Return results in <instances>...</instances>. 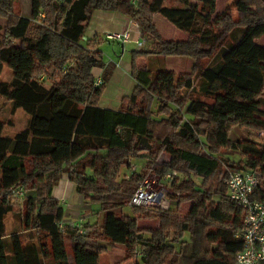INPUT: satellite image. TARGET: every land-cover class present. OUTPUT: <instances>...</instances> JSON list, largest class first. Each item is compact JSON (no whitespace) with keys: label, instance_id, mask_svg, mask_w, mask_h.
<instances>
[{"label":"trees","instance_id":"16d2710c","mask_svg":"<svg viewBox=\"0 0 264 264\" xmlns=\"http://www.w3.org/2000/svg\"><path fill=\"white\" fill-rule=\"evenodd\" d=\"M167 1L31 0L24 18L15 13L19 0H0V71L12 73L9 83L0 81V97L30 116L14 138L1 136L0 120V264H70L69 252L73 264H100L115 245L127 259L139 253L133 264L235 263L244 212L228 198V172H257L252 199L264 203V146L247 148L231 138L237 127L264 133V0H234L236 21L217 13L216 0ZM95 11L128 18L143 42L129 51L135 86L116 110L99 106L115 69L103 60L105 39L84 38ZM155 14L187 38L164 39ZM159 56L193 64L178 75L153 71L149 64ZM139 59L150 62L140 66ZM137 159H145L143 169L130 171ZM148 171L176 173L169 181L172 207L129 204ZM64 176L84 201L98 205L100 222H65L52 197ZM31 181L38 186L17 211L23 226L7 233L13 191ZM182 204L189 210L179 219ZM125 208L131 216L116 213ZM138 220L158 225L140 227Z\"/></svg>","mask_w":264,"mask_h":264},{"label":"rangeland","instance_id":"374dc122","mask_svg":"<svg viewBox=\"0 0 264 264\" xmlns=\"http://www.w3.org/2000/svg\"><path fill=\"white\" fill-rule=\"evenodd\" d=\"M233 3L234 0H216L217 13L227 11L230 14L232 20L236 21L238 16H237L236 8L233 6ZM167 5L176 6L178 5V3L176 0H168ZM15 13L24 18H29L31 14V0H19L18 4L15 7ZM154 22L156 24L157 29L160 31L162 37L166 40H184L187 38V34L181 32L180 30L172 26L169 22L164 20L158 14L155 16ZM4 25H5V19L0 18V27H4ZM114 47H118L117 44L110 41L109 42L104 41L103 44L100 46V50L103 52L104 62H108L109 60L115 61L114 59L115 56L113 54V50L115 49ZM125 47H126L125 48L126 51H130L131 49L137 48L135 45H127ZM151 63L152 64H149L150 65L149 68H151L153 71H156L158 67H161L166 71L174 72L175 75H178L180 73L189 72L191 70L193 60L190 58L159 56V57H154L153 60H151ZM200 63L202 66H207L210 62L209 60H202ZM11 78H12L11 71L4 66L0 71V81L9 83L11 81ZM194 79H195L194 81L195 87H197L198 84L197 77L195 76ZM104 103L102 102V104ZM261 109L262 111H264V108ZM29 119L30 116L22 108L14 109L11 102L0 97V120L6 123L3 127V131L1 134L2 137L14 138L17 133L21 132L28 126ZM8 121L11 122V124H9ZM231 138L233 140L240 141V143L247 148L264 146V133L251 129L238 128V127L233 128L231 132ZM223 153L227 158L231 159L234 162L238 161L240 158L238 153H228L225 151ZM160 159H167V156L161 154ZM144 163H145V159L131 160V164L137 165V171L143 169ZM226 169L227 167L223 165L220 174L221 176L224 175ZM123 172L120 173V177L124 175ZM177 177H180L179 174H177ZM61 185L62 184H58L53 188L52 190L53 194H56V192L59 190V187H61ZM140 185H142L145 189H151L153 191L163 192L164 200H165L164 207L165 208L172 207V203H174L175 197L172 195L173 192L170 188V183L164 180V176L159 177L157 174L148 171ZM37 186L38 184L35 181L29 182L26 188L24 189L23 195L27 196L33 194L34 192L33 188ZM70 190L71 192L65 194L62 199L59 198V200H62L63 203L65 201V204L63 206L64 218L66 219V218L76 217L78 221L80 220L81 222L82 220H89V222H96V221L100 222L102 218V214L98 213V209H99L98 205L95 203L84 201L83 198L75 191L74 185H71ZM23 201H24L23 198L16 199L13 201V205H14L13 211L5 218L7 233H11L16 228H19L20 223L22 228L23 224L22 221L20 220L21 218L17 214V211H21L22 213L21 209L23 206ZM188 210H189V204H182L178 209L175 210L176 211L175 213L178 215L177 217L179 219H182L187 215ZM116 213L117 214L123 213L130 215L128 208H125L122 211L116 210ZM153 221L156 222L155 220H149L148 224L146 222L145 223L147 224V226H153V224L158 225V223H153ZM108 252H112V251L109 250ZM108 252H105L100 255L99 257L100 264H105V263L108 264L111 262L108 256L110 253ZM112 253H113L112 257L114 260H120L122 256L121 253H125V252H124V248L116 247ZM135 254L134 257L132 256L131 259L126 260L128 262L127 264L134 263V260L136 259ZM126 257L125 259H127Z\"/></svg>","mask_w":264,"mask_h":264},{"label":"built area","instance_id":"2783aa9c","mask_svg":"<svg viewBox=\"0 0 264 264\" xmlns=\"http://www.w3.org/2000/svg\"><path fill=\"white\" fill-rule=\"evenodd\" d=\"M106 37L110 40L128 42L130 41V30L107 34ZM142 43L140 42V45ZM130 171H137V165L131 164ZM175 175V172L165 173L164 180L169 182ZM258 183L259 174L257 172L230 171L224 180L228 198L244 212L242 230L235 236L241 239L242 250L236 256L234 264H264V203L252 199ZM23 193V189L18 188L13 191V196L20 199L23 197ZM129 204L135 207L165 208L164 194L145 189L140 185ZM70 225L75 224L70 223ZM59 227L62 229V225ZM138 256L137 252L135 257Z\"/></svg>","mask_w":264,"mask_h":264},{"label":"crops","instance_id":"0c3cea01","mask_svg":"<svg viewBox=\"0 0 264 264\" xmlns=\"http://www.w3.org/2000/svg\"><path fill=\"white\" fill-rule=\"evenodd\" d=\"M156 15L157 14H155L153 16V22H154V18ZM154 24H155V22H154ZM155 26H156V24H155ZM127 29L130 30V41H128V42L110 40L106 37L107 34L120 33V32L127 30ZM99 37L105 39V41L114 42L118 46V47H114L115 49L113 50V54L115 56V58H114L115 61L109 60V61L115 62L114 72H113L109 82L107 83L105 91H104L102 98L99 102V106L102 108L116 110L119 108L121 98L124 96L130 95V93L132 92V90L135 86V82L133 81V79L130 76V68H131L130 60H129L130 55H129V51H126L125 46L135 45L137 47L136 49H139L140 48V42H142V40H141L140 33H139L137 27L128 18H126V17H124L118 13L95 11L92 14L90 21L88 23V26H87V29L85 32V38L92 39V38H99ZM131 50H133V49H131ZM147 61H149V60L139 59V60H137V64L140 66H143V65H145V63ZM100 74H101V70H99V69L93 70V75L96 78H99ZM102 102L103 103L105 102V103L102 104ZM59 184H62V185H61V187H59V190L56 192V194H53V192H52V197H54L57 200H59V198L62 199L65 194H67L68 192H71L72 189L70 190V188H71V185H73L71 182H69V180L67 179L66 176H64L62 178V180L59 182ZM59 202H60V205L63 207L65 204V201L63 203L62 200H59ZM76 219H77L76 217L75 218H66V219L64 218L65 222L73 223L75 225H82V224H86V223L87 224L95 223V222H89V220H82V222H81L80 220L78 221V219L77 220ZM96 222H98V221H96ZM145 222L148 224L149 220H138V225L140 227H156L157 226V224L156 225L153 224V226H147V224ZM153 223H157V222L153 221ZM144 224H146V225H144ZM116 247L117 248H119V247L124 248L122 245H115L114 247H109L106 250V252H108L109 250L113 252V250H115ZM112 252H108V253H110L108 256L111 260V262L108 264H120V263L127 264L128 263L126 261L128 259H125V257H126L125 253H121L122 256H121L120 260H114L112 257V254H113ZM124 252H125V249H124ZM68 261L70 264H73V257H72V254L70 252L68 253Z\"/></svg>","mask_w":264,"mask_h":264}]
</instances>
